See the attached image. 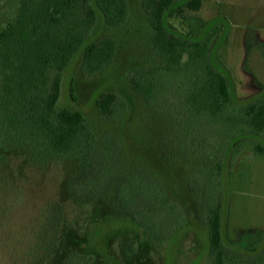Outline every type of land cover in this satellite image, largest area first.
<instances>
[{
    "label": "trees",
    "instance_id": "obj_1",
    "mask_svg": "<svg viewBox=\"0 0 264 264\" xmlns=\"http://www.w3.org/2000/svg\"><path fill=\"white\" fill-rule=\"evenodd\" d=\"M14 3V16L0 27L4 184L11 181L7 178L11 161H24L35 170L62 164V194L73 207L97 220L128 223L153 247L171 242L194 223L206 229L211 264L233 263L235 254L223 240L220 188L236 151L264 153V95L244 102L236 98L232 78L217 58L228 35L214 18L204 23L208 28L199 37L184 28L183 21L200 11L203 0L142 1L151 31L148 45L158 63L137 68L127 78L129 90L149 107L168 110L167 93L173 90L181 96L174 105L177 113L169 120L178 122L179 132L170 135L167 129L151 141L154 132L148 117L143 129L146 140L165 153L167 164L178 165L181 176L175 188L139 165L132 167L122 142L111 133L94 134L81 112L58 107L62 74L76 56L85 76L104 72L113 63L115 40H93L92 34L98 23L123 26L128 0ZM69 89L71 93V84ZM95 106L106 121H119L126 112L110 91L96 94ZM64 217L59 203L43 209L23 254L30 264H44L56 252ZM95 262L87 250L70 251L63 260V264Z\"/></svg>",
    "mask_w": 264,
    "mask_h": 264
},
{
    "label": "rangeland",
    "instance_id": "obj_2",
    "mask_svg": "<svg viewBox=\"0 0 264 264\" xmlns=\"http://www.w3.org/2000/svg\"><path fill=\"white\" fill-rule=\"evenodd\" d=\"M142 1L128 0V17L123 26L97 24L92 39L113 38L117 46L114 61L104 72L85 76L80 72V57L76 56L62 74L58 107L81 112L94 134L111 133L122 142L132 167L139 165L175 188L174 182L181 176L178 165H168L165 153L151 141L165 135L167 129L170 135L180 131L178 122L169 120L174 117L172 113H177L174 105L181 96L171 90L167 93L168 110L152 108L127 86L131 71L158 63L148 45L151 31ZM15 10L14 0H0V27L14 16ZM213 18L228 35L217 58L232 78L236 98L244 102L264 95V0H203L200 11L187 16L183 26L199 37L208 28L204 23ZM105 91L116 93L125 105L126 112L119 121L99 117L95 95ZM147 117L154 132L151 141L146 140L143 131ZM10 167L9 184H4L5 177L0 175V264H30L23 254L49 203L61 204L65 217L59 247L44 264H63L68 252L85 250L95 255V264H211L207 232L201 226L190 224L171 242L153 247L128 223L97 220L73 207L62 194V164L35 170L24 161L14 160ZM222 182L223 240L235 254L229 264H264V153L236 151Z\"/></svg>",
    "mask_w": 264,
    "mask_h": 264
}]
</instances>
